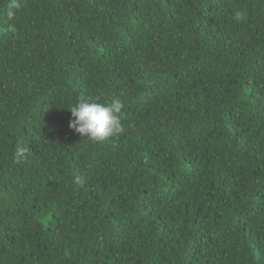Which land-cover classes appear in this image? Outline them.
Instances as JSON below:
<instances>
[{
    "label": "trees",
    "instance_id": "obj_1",
    "mask_svg": "<svg viewBox=\"0 0 264 264\" xmlns=\"http://www.w3.org/2000/svg\"><path fill=\"white\" fill-rule=\"evenodd\" d=\"M0 264H264V0H0Z\"/></svg>",
    "mask_w": 264,
    "mask_h": 264
},
{
    "label": "clouds",
    "instance_id": "obj_2",
    "mask_svg": "<svg viewBox=\"0 0 264 264\" xmlns=\"http://www.w3.org/2000/svg\"><path fill=\"white\" fill-rule=\"evenodd\" d=\"M233 18L240 21L245 18V14L236 11ZM122 108V101L118 97L105 102L81 98L70 108L72 119L69 127L85 139L93 142L104 141L108 137L124 132Z\"/></svg>",
    "mask_w": 264,
    "mask_h": 264
}]
</instances>
